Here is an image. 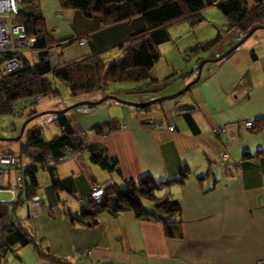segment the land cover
<instances>
[{"label":"crops","instance_id":"1","mask_svg":"<svg viewBox=\"0 0 264 264\" xmlns=\"http://www.w3.org/2000/svg\"><path fill=\"white\" fill-rule=\"evenodd\" d=\"M19 7L25 13L43 17L47 32L55 40H72L51 52L53 66L102 53L103 60L112 63L122 56L119 46L146 28L141 17L106 26L97 18L63 10L60 0H20ZM201 25L187 29L180 40L188 39ZM239 35L216 47L213 58L223 55L241 38ZM80 36L88 37L85 46L75 41ZM163 59L164 55L151 71L152 76L160 81L169 76L176 80L181 69L169 63L159 68ZM197 67L194 64L189 77L168 94L194 79ZM148 83H133L134 90L156 88L144 89ZM56 87L61 90L60 83ZM99 95L102 99L117 97L111 86ZM159 96H136L133 101L147 103ZM109 100L112 102L90 104L75 116L77 127H73L77 133L91 131L87 141L115 157L120 171L103 170L85 153L68 156L56 168L63 189H54L51 177L42 189L37 173V195L44 207L34 209L30 200L26 201L16 214L23 226L44 239L53 255L71 264H264V36H259L250 48L240 46L227 59L207 63L200 80L171 104H152L141 114V108ZM182 103L195 108L180 111L178 105ZM62 108L60 105L57 110ZM111 121L116 129L94 131V127ZM249 121L254 122L251 129L245 125ZM171 125L175 129H170ZM56 129L60 135L61 129ZM11 151L15 152H7ZM223 153L228 154V162L221 160ZM147 174L162 182L180 181L158 195L179 201L182 238H167L162 223L139 219L132 211L117 217L104 213L92 227L70 225L66 213L78 214L81 202H72L62 190L78 201L88 197L97 185H122L127 179ZM0 194L11 196L0 198L1 203L16 200L9 193ZM83 251L92 253L83 255ZM3 264L53 263L26 246L8 255Z\"/></svg>","mask_w":264,"mask_h":264},{"label":"trees","instance_id":"2","mask_svg":"<svg viewBox=\"0 0 264 264\" xmlns=\"http://www.w3.org/2000/svg\"><path fill=\"white\" fill-rule=\"evenodd\" d=\"M60 4L63 10L78 11L87 18H97L106 26L141 17L146 28L119 46L122 56L112 63L107 64L102 53L87 56L79 62L53 66L51 52L56 48L60 49L64 44L72 43V40H55L47 32L43 17L25 13L20 9L15 20L25 26L30 38L37 40L35 47L38 62L31 64L25 53L21 56L23 68L12 74H5L2 61L13 55L0 56V114L12 115L13 103L25 97L40 95L43 99L45 96L60 95L57 83L63 85L71 96H79L105 93L111 85L119 83L149 82L147 87H155L167 82L173 76L160 81L151 73L162 57L158 50L159 45L171 40L169 28L172 26L181 23H188L192 27L200 26L205 21L203 12L210 7H218L228 19L229 31H240L246 36L254 27L264 25V0H60ZM81 37L85 36L77 37L75 41L78 43ZM223 43V37L219 34L216 38L190 49L189 53L198 55ZM141 109L144 111L146 108ZM37 114L39 112L31 108L27 117L31 118ZM55 122L61 129V134L50 141L45 140L41 128L33 127L28 131L27 127L25 129L21 152L31 155L33 165H23L24 185L18 191L16 200L8 204L0 202V264L4 263L8 255L16 254L26 246L33 247L37 254L48 262L71 264L53 255L45 245L44 239H39L29 232L21 220L16 218L19 207L26 201H31L34 196H39L38 165L49 170L51 186L56 190L63 189V182L57 178L56 168L70 155L80 157L88 153L90 161L103 170L120 171L118 160L105 149L88 146L80 141L69 117L65 114L56 115ZM116 128L114 121H111L94 127V131L106 133ZM18 155L22 160L21 154ZM49 157L63 160L59 161L55 168H50L44 163ZM176 182L180 181L162 182L147 174L136 179H127L122 185H97L104 188L103 196L88 202H84L85 198L79 199L81 207L78 214L67 212L66 217L71 226L92 227L98 224L99 217L104 213L117 217L124 211H132L139 219L162 223L167 238L179 239L183 237V224L179 218L181 205L178 200L168 195H158ZM41 200L44 207V201L42 198Z\"/></svg>","mask_w":264,"mask_h":264},{"label":"rangeland","instance_id":"3","mask_svg":"<svg viewBox=\"0 0 264 264\" xmlns=\"http://www.w3.org/2000/svg\"><path fill=\"white\" fill-rule=\"evenodd\" d=\"M252 2V0H251ZM203 17L205 18V21L201 25V29H199L197 32L194 31V34H192L188 39L185 38V40H180L181 37L186 36L189 28H192V26L188 23H181L175 26H172L169 28V33L171 36L170 42L163 43L159 45V52L161 56L164 55V58L162 60L161 65H159V68H163V66H166V64H171L175 65L179 71V77L176 78V80H168L165 83L160 84V86H156V88L152 87H144V89H150L149 91L146 92H138L137 89L134 90L133 83H119V84H113L111 85V91L119 98V97H124V98H119L123 101L127 102H132L133 98L136 96L139 97H149L151 95H162L160 97H165L169 96L172 94H175L178 91L183 90L190 82H192L194 79H196V76L194 79H192L190 82L185 84L181 89L177 90L174 93L168 94L169 91H172L175 89L181 82H184L189 75L191 74V70L194 67V64H198L197 69H199L200 63L203 60H211L214 59L215 57V51L216 50H210V51H202L198 55H193L189 53V50L192 49L193 47H196L200 43H204L207 41H210L214 38H216L219 34L222 35L224 44H227L229 41H234L237 39L238 34L241 36L237 42L234 43L237 44L240 42L245 36L240 32L236 31L238 33H233L232 31H229L228 25V19L224 17V15L220 12L218 7H210L206 9L203 12ZM190 26V27H189ZM193 28H199V27H193ZM259 36H264V29H260L256 31L241 47L243 48H250L251 46L254 45V42ZM197 38L201 40H196ZM239 38V37H238ZM202 39H205L202 41ZM198 41V42H196ZM201 41V42H200ZM196 42V43H195ZM194 43V44H193ZM233 45V46H234ZM233 46L229 47L226 52L232 48ZM168 54V57H167ZM214 55V56H212ZM25 57L30 61L31 64L38 62V53L37 52H32V53H26ZM203 57L205 59H203ZM198 58H202L201 62H198ZM198 71V70H197ZM182 74L187 73L186 77H182ZM143 89V88H142ZM126 91H128V94H126ZM100 93H93V94H86V95H79V96H71L69 91L61 85V90H60V95L56 96H45L43 97V100L40 104H35L32 108L36 110L37 112L44 113V112H51V111H60L57 110L60 105H62L61 110L71 107L74 104L80 103V102H89V103H94L102 99L99 95ZM186 94V93H185ZM185 94H183L180 97H177L175 99H170L163 101L161 103L163 104H171V102H174L180 98H182ZM155 98V99H157ZM153 100V99H152ZM110 103L112 101L107 100L105 103ZM124 104V103H122ZM66 105V106H63ZM127 105V104H126ZM90 104H84L80 105L78 107H75L68 112L65 113L67 117H69L72 120L73 126L76 128L77 127V121H76V115L79 114L81 111L86 110V108H89ZM28 115V114H27ZM23 116L21 118H14L11 114H0V139L6 138V139H13L16 138L23 127V124L29 119L28 117ZM38 115V114H37ZM35 116V115H34ZM55 117L56 115L53 113H47L44 115H41L34 120H32L28 126L26 131L30 130L31 128L37 126L40 127L43 130V134L46 138L47 141H50L55 135L59 134L60 131H57V125L55 122ZM25 139L22 138L19 141H3L0 140V153H5L9 150H13L18 154H21L22 156V161L23 165L26 167L29 166L32 162V157L28 153H23L21 152V142H23ZM62 168H67V165ZM38 180L39 183L43 189V186L50 181V173L49 170L42 166H38ZM62 194L65 193V196L68 197L69 200H72V202H76L77 204H80V201L75 200L72 195L67 193L66 191H61ZM41 195L44 196L43 193ZM11 196L8 194H0L1 199L5 198H10ZM23 207V206H22ZM21 208V207H19Z\"/></svg>","mask_w":264,"mask_h":264},{"label":"built area","instance_id":"4","mask_svg":"<svg viewBox=\"0 0 264 264\" xmlns=\"http://www.w3.org/2000/svg\"><path fill=\"white\" fill-rule=\"evenodd\" d=\"M20 0H0V56L5 54H12L11 58L2 61V68L5 74H12L23 68V60L21 56L25 53L36 52L35 44L37 40L30 38L26 32L24 25L16 22L18 15ZM80 46H85L88 43V38L81 37L78 40ZM51 55V54H50ZM40 95L29 96L20 99L12 105V116L14 118H21L26 116L29 110L35 105L42 102ZM144 114L143 111H140ZM246 127L251 129L254 122L249 121L245 123ZM122 127V126H120ZM170 129H175V125H171ZM220 132V130H219ZM91 131H80L77 136L80 141L88 146L91 145L87 141L88 135ZM229 156L227 153L221 155V160L228 162ZM63 159H55L49 157L44 163L47 167L55 168L59 161ZM24 166L21 157L15 154H0V193L6 192L12 195V200L17 198L18 191L24 185ZM104 194V188L95 186L91 192L90 197L85 198L84 202L90 199H100ZM34 209H42L43 202L40 196H34L30 201ZM91 251H83V255H90Z\"/></svg>","mask_w":264,"mask_h":264},{"label":"water","instance_id":"5","mask_svg":"<svg viewBox=\"0 0 264 264\" xmlns=\"http://www.w3.org/2000/svg\"><path fill=\"white\" fill-rule=\"evenodd\" d=\"M260 29H264V26H257V27H254L240 42H238L237 44H235L232 48H230L227 52H225L223 55H221L220 57L218 58H215V59H211V60H203L201 63H200V66H199V69H198V76L196 77V79H194L192 82H190L183 90L175 93V94H172V95H169V96H165V97H160V98H157V99H154V100H151L147 103H132V102H127V101H123L121 99H119L118 97H115V96H106L104 97L103 99L97 101V102H94V103H89V102H80V103H77V104H74L72 105L71 107H68V108H65L63 110H60V111H51V112H44V113H40L38 115H35L31 118H29L24 124H23V127L21 129V132L20 134L16 137V138H13V139H6V138H2L0 140H3V141H19L22 139L23 135H24V132H25V129L26 127L28 126V124L34 120L35 118L41 116V115H44V114H47V113H53V114H56V115H61V114H65L66 112H68L69 110L75 108V107H78L80 105H84V104H92V105H99L109 99L111 100H115L117 102H120V103H124V104H127V105H130V106H133V107H136V108H146L152 104H156V103H160V102H163V101H166V100H170V99H175L177 97H180L182 96L184 93H186L193 85H195L201 78V74H202V69L203 67L207 64V63H217L219 61H221L222 59L226 58L227 56H229L231 53H233L236 49H238L240 46H242L256 31L260 30ZM195 106L192 105V104H189V103H182V104H179L178 105V110L180 111H189V110H192L194 109Z\"/></svg>","mask_w":264,"mask_h":264}]
</instances>
